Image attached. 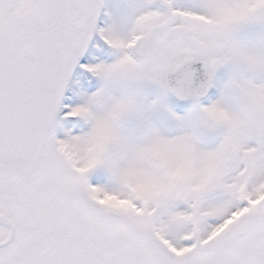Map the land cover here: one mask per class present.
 Returning <instances> with one entry per match:
<instances>
[{"label": "snow or ice", "instance_id": "6c2138e0", "mask_svg": "<svg viewBox=\"0 0 264 264\" xmlns=\"http://www.w3.org/2000/svg\"><path fill=\"white\" fill-rule=\"evenodd\" d=\"M0 264H264V0H0Z\"/></svg>", "mask_w": 264, "mask_h": 264}]
</instances>
